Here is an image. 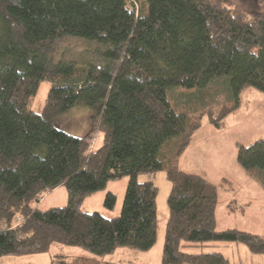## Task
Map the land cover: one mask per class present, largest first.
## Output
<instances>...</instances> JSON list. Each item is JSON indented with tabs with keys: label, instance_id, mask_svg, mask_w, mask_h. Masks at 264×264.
Returning <instances> with one entry per match:
<instances>
[{
	"label": "trees",
	"instance_id": "trees-1",
	"mask_svg": "<svg viewBox=\"0 0 264 264\" xmlns=\"http://www.w3.org/2000/svg\"><path fill=\"white\" fill-rule=\"evenodd\" d=\"M67 36L108 49L87 66L48 65L44 54ZM47 80L44 104L34 112L30 99ZM212 82L224 83L232 97L216 114H187L167 95ZM248 86L264 92V10L247 16L212 0H0V257L43 253L54 242L97 255L148 249L157 239V189L136 178L160 170L170 183L160 264H230L220 251L183 250L207 241L241 243L263 256L259 235L215 230L216 187L177 168L202 115L219 127ZM81 102L90 110L82 136L50 122ZM95 131L102 143L92 147ZM164 144L169 152L159 157ZM235 147L247 174L264 171V138ZM119 177L127 182L117 216L80 209ZM60 185L63 206L39 210L34 202ZM114 203L107 191L103 206ZM47 264H67L66 256Z\"/></svg>",
	"mask_w": 264,
	"mask_h": 264
},
{
	"label": "rangeland",
	"instance_id": "rangeland-1",
	"mask_svg": "<svg viewBox=\"0 0 264 264\" xmlns=\"http://www.w3.org/2000/svg\"><path fill=\"white\" fill-rule=\"evenodd\" d=\"M212 1L247 16L264 10V0ZM107 49L106 44L99 45L82 37L67 36L52 43L44 57L48 65L71 62L75 67L87 66L91 62L94 63L97 57L101 58L103 56L101 52ZM49 86L48 80L39 83L35 95L30 99L29 108L32 111L41 110ZM225 89L224 83L212 82L211 86L201 90H185L182 87L169 89L167 95L173 105L185 104L183 109L187 114L205 111L208 108H211V113L216 114L224 102L231 101L232 97L228 96ZM239 103V107L227 114L219 127L212 126L204 113L200 128L190 137L191 142L177 160V165L178 169L196 173L216 187L218 192L214 212L216 231L232 228L257 234L264 239V171L259 169L250 176L241 169L235 158L236 142L247 145L264 138V92L250 86L245 87L240 91ZM89 115L90 110L84 103H75L66 112L51 116L50 122L69 135L82 136L89 128ZM101 138V133L95 131L92 147L101 145ZM159 151V157L168 154L169 144H164ZM136 180L151 181L157 189L155 198L157 239L148 249L141 251L120 246L109 254L97 255L79 246L54 242L43 253L24 255L27 257L3 256L2 264H47L56 254L66 256L67 264L88 261L94 264L110 262L160 264L164 224L168 217L166 199L170 183L164 170L156 171L152 175L139 173ZM126 182L127 177L108 180L103 189L85 197L80 209L84 212L97 211L105 217L117 216L121 209ZM107 191L115 196L112 209L103 206ZM66 199V189L60 185L41 195L34 204L39 210H43L52 206H63ZM183 250L192 253L220 251L229 259L230 264H264V255H251L243 244L236 242H197L183 247Z\"/></svg>",
	"mask_w": 264,
	"mask_h": 264
},
{
	"label": "crops",
	"instance_id": "crops-1",
	"mask_svg": "<svg viewBox=\"0 0 264 264\" xmlns=\"http://www.w3.org/2000/svg\"><path fill=\"white\" fill-rule=\"evenodd\" d=\"M190 142H191V140H190ZM190 144V143H189ZM177 168H178V165H177ZM179 171H184V170H180V169H178ZM186 172V171H185ZM189 173V172H188ZM193 174V173H192ZM54 189V188H53ZM22 257H27V256H22ZM22 257H19V258H22ZM3 259V257H0V264H2V262H4V260H2ZM5 259V258H4ZM21 260V259H20ZM257 260H259V261H262L261 259H257ZM263 263V262H262Z\"/></svg>",
	"mask_w": 264,
	"mask_h": 264
},
{
	"label": "built area",
	"instance_id": "built-area-1",
	"mask_svg": "<svg viewBox=\"0 0 264 264\" xmlns=\"http://www.w3.org/2000/svg\"><path fill=\"white\" fill-rule=\"evenodd\" d=\"M20 221V218L19 217H17L16 218V222H19ZM12 227H13V225H12Z\"/></svg>",
	"mask_w": 264,
	"mask_h": 264
}]
</instances>
